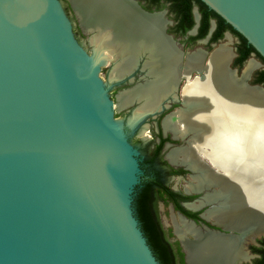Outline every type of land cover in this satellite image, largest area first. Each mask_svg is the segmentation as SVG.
<instances>
[{
    "label": "water",
    "instance_id": "obj_1",
    "mask_svg": "<svg viewBox=\"0 0 264 264\" xmlns=\"http://www.w3.org/2000/svg\"><path fill=\"white\" fill-rule=\"evenodd\" d=\"M66 1L83 33L90 36L89 52L78 41L61 0H0V264H159L133 206L142 172L139 152L125 130H135L138 123L131 127L128 119L116 117L130 107L133 116L141 104L120 106L119 97L127 91L119 92L115 101L110 95L131 73L110 81L111 69L109 81L104 80L105 65L96 60L91 45L95 30H87L71 0ZM122 1L142 16L160 18L161 35L178 53L177 71L186 70L180 65L182 50L166 34L165 12L149 13L134 0ZM199 1L264 60V0ZM204 79L202 74L193 81ZM244 83L248 92L263 96L264 86ZM167 108L160 103L159 110L143 118ZM171 121L177 117L172 115ZM180 139L188 144L191 137L185 134ZM206 161L198 157L201 167L213 170ZM183 166L190 173L189 182L196 174ZM231 176L243 179L240 170ZM214 191L206 185L185 192L200 195L201 201ZM216 203L197 209L208 207L207 215ZM211 225L221 231L195 229L192 224L193 232L202 236L196 244L215 248L234 240L246 259L253 257L247 245L264 237V225L246 231L215 220ZM183 238L191 244L196 241L191 233ZM183 252L185 263L192 264L184 248ZM244 260L236 257L232 264Z\"/></svg>",
    "mask_w": 264,
    "mask_h": 264
},
{
    "label": "bare ground",
    "instance_id": "obj_2",
    "mask_svg": "<svg viewBox=\"0 0 264 264\" xmlns=\"http://www.w3.org/2000/svg\"><path fill=\"white\" fill-rule=\"evenodd\" d=\"M71 2L81 24L90 32L95 30L91 45L96 60L101 65L115 62L110 81L128 75L142 53L149 59L145 67L153 79L119 97L122 107H127L133 101L141 103L128 120L131 127L136 126L145 115L160 109L159 100L165 99L174 90L176 83L174 67L178 62V53L169 40L161 35L162 21L157 15L142 16L131 4L122 0ZM230 43L229 38L227 43L211 54L207 66L203 68V81L195 80L184 87V110L177 112V131L179 135L189 134L191 139L188 147L171 151L168 159L173 163L188 164L197 172L191 182L186 184L187 191H198L212 183L215 185L216 175L235 177L236 181H240L236 193L218 187V191L206 194L192 207L217 202L208 211V217L229 229L257 230L264 225V93L263 98H260L261 95L251 94L244 85L252 71L259 68L255 60L247 62L239 80L226 68L232 58L227 48ZM98 56L100 58L97 59ZM203 58L204 54L200 50L188 55L183 75L187 76L192 66ZM223 91H234L235 97H223ZM164 130L174 134L176 132L168 120L164 121ZM199 156L207 159L214 167L211 176L198 163ZM236 170H240L243 179L231 176ZM235 210L239 212V219L235 221L233 216L232 221L230 215ZM173 223L192 264H232L236 257L245 259L243 249L234 240H227L215 248L203 247L196 244L202 237L200 233L193 232L186 223L180 226ZM186 233H191L196 241L192 244L187 242L183 238ZM210 249L212 252L209 255H196V251L207 252Z\"/></svg>",
    "mask_w": 264,
    "mask_h": 264
},
{
    "label": "flooded vegetation",
    "instance_id": "obj_3",
    "mask_svg": "<svg viewBox=\"0 0 264 264\" xmlns=\"http://www.w3.org/2000/svg\"><path fill=\"white\" fill-rule=\"evenodd\" d=\"M137 2V6L142 10L149 13H160L165 12L166 21L169 22L166 28V34L171 36L173 41H175L180 49L182 50V60L180 65L186 66L187 68V57L195 53L197 50H200L204 54V58L199 63H196L192 66V70L189 72L190 77L189 80L186 78L185 70L177 71V64L174 67V71L176 74V87L175 90L171 91L169 95L166 96L165 99L159 100L162 106H168L167 109H163L159 114L154 117L148 116L141 119L135 130L131 131L126 129L125 132L128 135L130 143L138 150L139 152V167L142 172L140 177L139 186L149 184L151 186V196L153 201V208L156 211V216L158 222L160 224L163 237L167 241L171 250V262L172 264H184L185 263V254L183 252L182 243L176 238L174 235L176 225L180 226L183 222V219L189 221L190 227L192 224L196 228L202 229L207 227L211 230L221 231V229L216 228L211 225L213 218L208 217L205 214V211L208 207H203L200 209L193 208V205L199 203L200 195L196 194H186L185 186L189 182V172L184 169L183 164L179 162H171L168 159V154L173 150H181L188 147L187 142H183L180 139L181 134H178L177 131V121L172 123L171 117L172 115L178 117V111L181 110V103L183 101L182 91L184 87L191 83L194 78L200 77L202 74L205 76L203 68L207 66L211 54L219 49L223 44L228 42V39H231V43L227 46L232 54V58L226 68L233 74V76L239 80L242 76L243 66L246 61L250 60V57L254 56L259 63V68L252 71L247 81L248 86H264L263 83L255 82L258 78V74L264 70V63L258 58V56L254 53L250 54V57L243 62L240 66V36H238L232 29L225 28L220 33L219 21L217 18L210 17L208 20V30L205 36L199 37L200 33L203 31L202 29V19H203V10L200 5H198L195 1H192L191 7V20H184L180 14V11L177 4L170 0H134ZM68 17L71 19V15L69 12L72 11L69 3L68 6L65 4L64 7ZM73 13V11H72ZM73 16L75 17L74 13ZM76 19V17H75ZM193 23L191 27L190 23ZM77 25L74 26V33L80 42V38H82L85 34L83 33L80 24L76 19ZM218 35V36H217ZM229 37V38H228ZM149 59L145 54H141L137 59L133 70L130 72L131 75L126 79V83L121 86V88H116L114 91L110 93L111 98L115 101V96L122 91H130L137 87L138 85H144L146 82H149L153 79V76L148 74V69L145 67L146 62ZM254 60V59H253ZM178 63V62H177ZM199 64V67L196 65ZM115 66V62L110 64V68L113 69ZM263 66V68H262ZM202 68V69H201ZM262 68V69H261ZM198 69L202 70V73H198ZM129 73V74H130ZM188 73V74H189ZM127 76V75H125ZM151 76V77H150ZM131 80V81H130ZM130 81V82H129ZM174 85V86H175ZM245 85V84H244ZM134 102V101H133ZM138 102V101H136ZM140 103V102H139ZM141 104V103H140ZM137 105H134L136 107ZM133 109V107H130ZM168 120L170 126L175 127V134L171 131L164 130V121ZM149 123H155V126H150ZM151 128H150V127ZM128 130V131H127ZM184 135V134H183ZM173 136H176V139H173ZM190 142V141H188ZM207 164H210L206 161ZM188 165V164H185ZM211 165V164H210ZM203 168V167H202ZM204 169V168H203ZM208 174H213V170H206ZM194 171V170H193ZM195 172V171H194ZM197 174V172H195ZM196 176V175H195ZM194 176V177H195ZM216 184L210 185V187H214L215 191H218L220 188L223 189L225 187L220 183L221 175H216ZM220 187V188H218ZM226 189V188H225ZM228 190V189H226ZM215 192L208 193L214 194ZM231 193V192H229ZM232 194V193H231ZM166 206V216L168 219V223L163 220L161 217L160 205ZM190 204V205H189ZM204 215L207 216L205 219ZM183 219H181V217ZM231 216L232 221H234L233 216ZM173 219V220H172ZM235 221H237L235 219ZM193 228V227H192ZM192 239V238H191ZM248 252L253 255L252 258H248L245 254V260L242 264H264V237H260L255 240V244L249 243L247 245ZM245 253V252H244ZM181 254L183 257H181ZM186 264V263H185Z\"/></svg>",
    "mask_w": 264,
    "mask_h": 264
},
{
    "label": "trees",
    "instance_id": "obj_4",
    "mask_svg": "<svg viewBox=\"0 0 264 264\" xmlns=\"http://www.w3.org/2000/svg\"><path fill=\"white\" fill-rule=\"evenodd\" d=\"M176 3L182 18L186 20H191V7L192 1H195L198 5L202 7L203 10V19H202V29L203 31L200 33L199 37H203L206 35L208 30V20L210 17L217 18L220 26V33L225 28H230L220 17H218L214 12L210 11L204 4H202L199 0H170ZM193 25L192 21L190 23L191 27ZM235 32V31H234ZM236 33V32H235ZM237 34V33H236ZM217 35V36H218ZM238 35V34H237ZM240 36V35H238ZM240 66L246 61L250 54L254 53L258 56V58L264 63V60L254 51V49L247 44L245 39L240 36ZM258 78L255 82L263 83L264 82V70L261 71L258 75ZM150 184V183H149ZM147 184H143L142 187L139 185L136 188L135 196H134V212L135 216L139 222L140 228L144 234V237L147 240V244L150 247L153 255L159 264H172L171 262V250L167 241L163 237V233L160 227V224L157 219L156 211L153 208V201L151 196V186ZM181 257L183 255L181 254ZM185 264V263H184Z\"/></svg>",
    "mask_w": 264,
    "mask_h": 264
},
{
    "label": "rangeland",
    "instance_id": "obj_5",
    "mask_svg": "<svg viewBox=\"0 0 264 264\" xmlns=\"http://www.w3.org/2000/svg\"><path fill=\"white\" fill-rule=\"evenodd\" d=\"M63 2V5L65 7V4L68 6V2L66 0H61ZM69 12H70V15H71V19H72V24L76 27L77 25V22H76V19L75 17L73 16V13L72 11H70L69 9ZM90 38V36H87V35H84L82 38H80V43H84V48L89 52L90 51V48L88 46V39ZM229 45V44H228ZM100 58V56L97 57V59ZM250 59H254L256 62L258 61L257 59H255L254 56L250 57ZM248 61H246L244 63V66L243 68H245V65L247 64ZM258 63V62H257ZM103 64V63H102ZM259 64V63H258ZM104 65V64H103ZM110 65V64H109ZM109 65H105V66H102L101 68V73L102 75L105 77V81L108 82L109 80H107V76L109 74V72L111 71V68L109 67ZM196 67H199V64L196 65ZM260 67V66H259ZM263 68V66H262ZM261 68V69H262ZM123 85V84H121ZM115 86L112 90L114 91L117 87L118 88H121V87H124V86ZM121 86V87H120ZM234 91H230V92H227V91H223V97H229V98H232L235 97V94H233ZM259 98V97H258ZM260 98H263V96H261ZM222 99V97H221ZM217 101H219L217 99ZM133 109L132 108H129V109H125V110H122L120 111L118 114H116V117H118L119 119H122V120H125V119H130L131 118V111ZM218 110V108L216 109ZM150 126H155V123H149ZM149 126V127H150ZM151 128V127H150ZM128 131V130H127ZM220 183H222V186L227 188L228 190L232 191L233 193H236L235 190L239 189L240 188V181H236L235 180V177H231V178H223V177H220ZM160 210H161V217L163 218L164 221H166L168 223V219H167V216H166V211H167V208L166 206H162V204L160 205ZM232 216H234L235 219H239V212H237L236 210L232 213ZM240 217H241V213H240Z\"/></svg>",
    "mask_w": 264,
    "mask_h": 264
}]
</instances>
